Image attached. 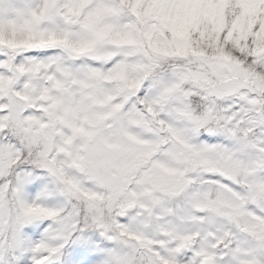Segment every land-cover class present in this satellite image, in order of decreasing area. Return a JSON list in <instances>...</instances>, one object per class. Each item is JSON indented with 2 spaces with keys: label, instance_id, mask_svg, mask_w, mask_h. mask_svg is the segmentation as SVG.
I'll use <instances>...</instances> for the list:
<instances>
[{
  "label": "snow or ice",
  "instance_id": "snow-or-ice-1",
  "mask_svg": "<svg viewBox=\"0 0 264 264\" xmlns=\"http://www.w3.org/2000/svg\"><path fill=\"white\" fill-rule=\"evenodd\" d=\"M0 264H264V0H0Z\"/></svg>",
  "mask_w": 264,
  "mask_h": 264
}]
</instances>
